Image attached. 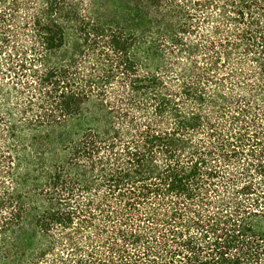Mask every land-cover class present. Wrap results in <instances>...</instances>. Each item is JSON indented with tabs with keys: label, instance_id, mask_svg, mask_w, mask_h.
<instances>
[{
	"label": "trees",
	"instance_id": "16d2710c",
	"mask_svg": "<svg viewBox=\"0 0 264 264\" xmlns=\"http://www.w3.org/2000/svg\"><path fill=\"white\" fill-rule=\"evenodd\" d=\"M0 264H264V0H0Z\"/></svg>",
	"mask_w": 264,
	"mask_h": 264
}]
</instances>
